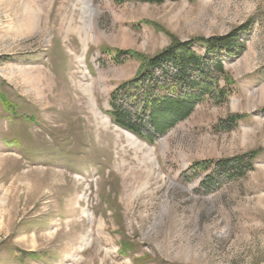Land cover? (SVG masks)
Listing matches in <instances>:
<instances>
[{"label": "rangeland", "instance_id": "374dc122", "mask_svg": "<svg viewBox=\"0 0 264 264\" xmlns=\"http://www.w3.org/2000/svg\"><path fill=\"white\" fill-rule=\"evenodd\" d=\"M89 1L90 15L84 0H0V93L15 106L0 102V264H264V0ZM247 21L224 102L152 145L112 124L110 94L139 67L114 51L153 56ZM254 150L253 171L212 192V167L184 175Z\"/></svg>", "mask_w": 264, "mask_h": 264}, {"label": "trees", "instance_id": "16d2710c", "mask_svg": "<svg viewBox=\"0 0 264 264\" xmlns=\"http://www.w3.org/2000/svg\"><path fill=\"white\" fill-rule=\"evenodd\" d=\"M116 1L161 5L178 0ZM250 27L251 21H247L222 36L195 37L187 41L173 38L167 47L153 56L114 51L111 59L115 63L122 62L120 58H135L139 67L132 79L119 84L110 94L108 116L112 124L152 145L189 118L205 99L224 102L234 82L226 73L223 60L236 59L245 52V36ZM197 47L202 53L195 50ZM104 52L108 53V50ZM220 81L224 86H219ZM0 102L6 111L14 114V104L2 93ZM230 118L227 123H231L228 126L232 128L242 117L234 115ZM258 155L259 151L254 150L216 162H196L184 175L205 173L212 167V173L200 183L204 192H212L253 171Z\"/></svg>", "mask_w": 264, "mask_h": 264}, {"label": "bare ground", "instance_id": "6f19581e", "mask_svg": "<svg viewBox=\"0 0 264 264\" xmlns=\"http://www.w3.org/2000/svg\"><path fill=\"white\" fill-rule=\"evenodd\" d=\"M91 1L89 0H84V4H83V11L84 13L86 12V14H89L90 15V12H92V8H91V5H90ZM86 25L88 26L89 23L87 22ZM86 29V28H85ZM87 32V31H85ZM93 102V101H92ZM93 104V103H92ZM151 152V150H150Z\"/></svg>", "mask_w": 264, "mask_h": 264}]
</instances>
